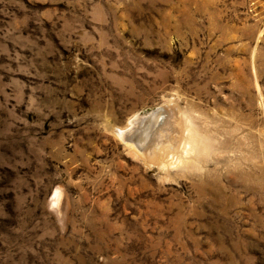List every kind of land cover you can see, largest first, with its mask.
Masks as SVG:
<instances>
[{
  "label": "rangeland",
  "instance_id": "1",
  "mask_svg": "<svg viewBox=\"0 0 264 264\" xmlns=\"http://www.w3.org/2000/svg\"><path fill=\"white\" fill-rule=\"evenodd\" d=\"M0 264H264V0H0Z\"/></svg>",
  "mask_w": 264,
  "mask_h": 264
},
{
  "label": "bare ground",
  "instance_id": "2",
  "mask_svg": "<svg viewBox=\"0 0 264 264\" xmlns=\"http://www.w3.org/2000/svg\"><path fill=\"white\" fill-rule=\"evenodd\" d=\"M163 108V107H162ZM168 109V108H167ZM164 112V111H163ZM153 113V112H152ZM152 113H150V114H148L147 116L145 115H143V116H135L132 120H131V123L125 128L124 127V129H123V131L122 132H130V133H128V134H130L131 135V137L130 138H128V139H131V142H133V144L134 145H136L141 151H145V152H148V153H151V152H153L154 151V149L158 146V144H159V141L158 140H156V139H159L156 135H158V133H159V135L161 134V132H162V134H164V131H165V128L167 127V125L168 124H166V120H165V123L163 124V125H161L160 126V128H158L157 127V129H158V131L155 133V134H153L152 132H151V129H152V127L153 126H155V125H153L154 124V122H153V120H152V118H151V115H152ZM169 114V113H168ZM172 114V113H171ZM173 116V115H172ZM168 117V116H167ZM166 117V118H167ZM171 117V116H170ZM165 119V118H164ZM170 121V120H169ZM156 122H157V120H156ZM156 124V123H155ZM153 125V126H152ZM170 125V124H169ZM122 129V128H121ZM153 129H155V127H153ZM155 131V130H154ZM154 135V136H152V134ZM132 133V134H131ZM161 134V135H162ZM128 136V135H127ZM152 137V140H151V142H149L150 144H148V141H149V139ZM157 137V138H156ZM160 140V139H159ZM185 149V151H186V148H184ZM188 153V152H187ZM183 158V157H182ZM174 159V158H173ZM178 159V158H177ZM180 159V158H179ZM171 160V159H170ZM169 160V162L171 163L172 161H170ZM176 160V159H175ZM181 160V159H180ZM182 160H184V159H182ZM161 161V160H160ZM167 162V161H166ZM178 162V161H177ZM180 162V161H179ZM176 163V162H175ZM171 164H173V163H171Z\"/></svg>",
  "mask_w": 264,
  "mask_h": 264
},
{
  "label": "water",
  "instance_id": "3",
  "mask_svg": "<svg viewBox=\"0 0 264 264\" xmlns=\"http://www.w3.org/2000/svg\"><path fill=\"white\" fill-rule=\"evenodd\" d=\"M163 111H164L163 109H156L153 111V113L151 115V118L154 122L153 125L157 126L158 124H160L162 122L163 118L165 117V114ZM156 120H157V122H156ZM155 126H153V127H155ZM153 127H152V129H153Z\"/></svg>",
  "mask_w": 264,
  "mask_h": 264
}]
</instances>
